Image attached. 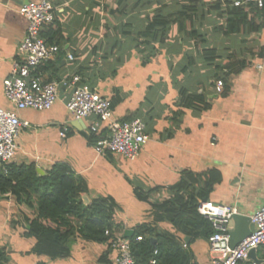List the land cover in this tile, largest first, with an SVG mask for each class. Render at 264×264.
<instances>
[{
  "label": "crops",
  "instance_id": "1",
  "mask_svg": "<svg viewBox=\"0 0 264 264\" xmlns=\"http://www.w3.org/2000/svg\"><path fill=\"white\" fill-rule=\"evenodd\" d=\"M27 1L32 0H0V107L6 109L12 105L3 81L19 60L18 44L27 26L19 6ZM49 1L61 26L55 43L59 51L34 70L46 81L79 75V84L112 101L114 118H142L148 139L132 159L98 154L88 132L93 117L75 119L61 87L50 109L17 111L29 126L21 127L12 162L33 163L44 173L55 162H65L85 182L82 196L88 203L98 197L114 203L112 221L121 235L131 231L133 236L137 227L148 225L186 248L188 264H209L207 238L179 231L163 204L184 195L175 189L183 170L216 169L220 181L196 198L249 217L262 205L264 28L226 35L224 8L208 10L212 0H200L192 28L204 42L189 37L179 22L164 32L156 27L152 39L143 34L149 19L176 14L188 0ZM228 58L247 65L229 73L218 70ZM217 78L225 80L222 92L215 88ZM183 90L190 95H181ZM191 97H201L209 107L193 106ZM63 124L69 128L65 137L59 135ZM19 218L15 197L0 192V248L6 264H113L106 242L87 241L76 231L67 239V255L50 259L32 253L34 239L25 236ZM257 256L264 259V247L257 248Z\"/></svg>",
  "mask_w": 264,
  "mask_h": 264
},
{
  "label": "trees",
  "instance_id": "2",
  "mask_svg": "<svg viewBox=\"0 0 264 264\" xmlns=\"http://www.w3.org/2000/svg\"><path fill=\"white\" fill-rule=\"evenodd\" d=\"M199 2L188 0L176 14L153 16L143 32L144 36L153 39L156 27H161L164 32L179 22L183 29L189 30V37L204 42V38L192 28L193 14ZM221 6L225 14L224 34L242 33L245 29L256 32L264 28V3L260 7L254 2L234 6L233 0H212L208 10H219ZM39 35L46 43L55 44L62 36L61 26L53 19L40 27ZM188 63H192L190 58ZM246 65V61L228 58L217 69L229 73ZM33 74L38 75V70H34ZM217 79L225 83L223 78ZM181 93L190 95L184 90ZM190 104L201 109L209 107L201 97H191ZM95 140L96 136L92 134L93 145ZM220 179L221 175L216 169L182 171L175 189L183 191L184 195L163 204L179 231L192 238H208L212 234L214 229L211 222L197 209L199 201L206 199H198L196 195L201 190H211L212 185ZM135 191L139 198H145L144 192L138 189ZM0 192L11 193L15 197L20 214L18 223L23 227L25 236L34 239L30 251L37 255L50 259L67 255L70 250L67 239L74 231L87 241L106 242L109 236L105 231L117 229L112 221L114 203L108 198L98 197L85 204L82 194L87 193L86 184L65 162H55L44 174H39L33 163L10 162L0 165ZM136 235H141L142 240L136 241ZM153 235L156 239L154 243L151 241ZM130 240L135 264H152V259L155 260L154 264H188L186 248L167 234L154 233V229L148 225L137 227ZM6 263L4 250L0 248V264ZM37 264L45 263L39 261Z\"/></svg>",
  "mask_w": 264,
  "mask_h": 264
},
{
  "label": "built area",
  "instance_id": "3",
  "mask_svg": "<svg viewBox=\"0 0 264 264\" xmlns=\"http://www.w3.org/2000/svg\"><path fill=\"white\" fill-rule=\"evenodd\" d=\"M248 2H254L260 7L264 0H233V5L240 6ZM19 13L27 19V26L18 44L19 60L14 62L12 75L3 81L4 96L12 108L0 107V165L12 162L21 127L29 126V122L22 120L17 111L25 108L50 109L61 87L66 91V108L75 119L93 117L88 132L96 136L94 148L98 154L112 153L130 159L136 157L148 139L142 118L134 117L124 121L114 118L111 100L96 89L79 84L80 76L77 74L59 81H46L33 74L34 68L53 58L59 51L57 44H48L39 35L40 27L54 19L51 2L32 0L22 3ZM68 58L73 59V56L68 54ZM222 86V80L217 79V92H222ZM68 130V125L63 124L59 135L65 137ZM197 209L214 229L207 238L209 264H241L252 248L264 247V200L250 217V233L234 246L230 244L228 222L236 210L209 200L199 201ZM105 234L109 236L106 244L113 253V264H135L130 237L121 235L117 229L106 230ZM134 239L140 241L142 236L136 235ZM151 263L154 264L155 260L152 259Z\"/></svg>",
  "mask_w": 264,
  "mask_h": 264
},
{
  "label": "water",
  "instance_id": "4",
  "mask_svg": "<svg viewBox=\"0 0 264 264\" xmlns=\"http://www.w3.org/2000/svg\"><path fill=\"white\" fill-rule=\"evenodd\" d=\"M28 2V1H27ZM77 125V123H74ZM37 172L39 174H44V172L40 168H36ZM84 203H88V198L86 195L82 196ZM250 222L251 219L248 215H244L242 213H234L232 214L229 222H228V228L230 230V244L231 246H234L236 243H238L240 240H242L244 237H246L250 233ZM132 232L130 231V234H125V237H131ZM186 237L185 239H187ZM252 260L254 264H264V259H261L257 256V248H252L244 262L242 264H246L247 261Z\"/></svg>",
  "mask_w": 264,
  "mask_h": 264
}]
</instances>
